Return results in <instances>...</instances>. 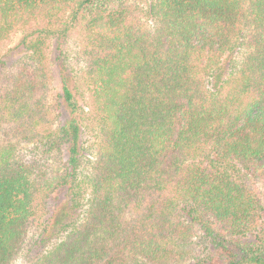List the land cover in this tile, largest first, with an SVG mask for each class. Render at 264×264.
Here are the masks:
<instances>
[{"label":"trees","instance_id":"16d2710c","mask_svg":"<svg viewBox=\"0 0 264 264\" xmlns=\"http://www.w3.org/2000/svg\"><path fill=\"white\" fill-rule=\"evenodd\" d=\"M79 26L89 102L63 71L49 119L47 49ZM22 28L0 56V264L52 194L75 200L88 118V209L32 264H264V0H0V50Z\"/></svg>","mask_w":264,"mask_h":264},{"label":"rangeland","instance_id":"374dc122","mask_svg":"<svg viewBox=\"0 0 264 264\" xmlns=\"http://www.w3.org/2000/svg\"><path fill=\"white\" fill-rule=\"evenodd\" d=\"M144 7L145 4H142L141 8ZM141 12L144 14L142 16L144 22L150 25L152 22L147 18V14L144 11ZM24 32L25 28L19 29L4 41L0 56L7 57L9 60L19 58L22 53V46L19 42ZM85 37L86 33L84 34L83 27L79 26V29L73 31L67 42L61 43L62 40L57 39L50 41L47 49L49 82L44 93L49 119L55 118L57 120L64 117L65 114H61L62 110L59 109V95L62 91L61 74L63 71L71 75V84L80 104L86 106L89 102L91 84L85 74V54L83 51ZM88 119V126L85 125L82 131L84 159L79 169L78 179L75 181L77 183L75 200L73 201V193L67 191V188H61L57 193L51 195L52 198L47 200L45 211L40 212L39 224L34 225L30 230L25 249L13 264H32L40 254L61 239L69 227L79 223L84 218L92 194L90 175L92 174L98 141L97 126L94 121ZM5 134L0 129V140L5 139ZM198 262L189 259L176 264H199Z\"/></svg>","mask_w":264,"mask_h":264}]
</instances>
